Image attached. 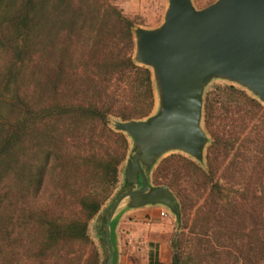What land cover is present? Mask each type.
<instances>
[{"label":"trees","instance_id":"trees-1","mask_svg":"<svg viewBox=\"0 0 264 264\" xmlns=\"http://www.w3.org/2000/svg\"><path fill=\"white\" fill-rule=\"evenodd\" d=\"M132 28V21L108 0H0V50L13 54L0 71V264H14L5 258V241L12 237L25 249L21 264L63 263L68 255V260H82L81 264L97 263L95 254L87 262L79 251L86 247L88 255L93 254L88 222L111 194L118 166L128 155L126 135L108 125V116L140 119L153 105L152 73L131 55ZM79 50L98 54V64L84 63V69L73 63ZM92 71L99 73L97 79ZM112 76L116 89L123 90L122 82L127 81L129 97L119 103L106 85ZM29 82L32 91L27 93L22 88ZM225 94L228 99L243 97L253 109H261L256 99L232 85ZM215 101L211 95L205 99L207 124ZM214 135L209 153L223 146L220 132ZM180 160L189 166L187 175L211 179L191 160ZM172 172L174 178L162 172L156 184L167 186L182 202L176 177L180 171ZM47 182L52 205L26 202ZM211 193L223 200L217 183ZM16 203L18 213L7 211ZM180 221L185 228V219ZM14 241L10 240L11 250ZM154 254L148 264H161ZM171 264L189 262L179 249Z\"/></svg>","mask_w":264,"mask_h":264},{"label":"rangeland","instance_id":"rangeland-1","mask_svg":"<svg viewBox=\"0 0 264 264\" xmlns=\"http://www.w3.org/2000/svg\"><path fill=\"white\" fill-rule=\"evenodd\" d=\"M108 1L132 21L134 45L131 55L137 64L142 65L135 60L134 31L137 27L145 29L158 27L163 22L168 0ZM214 1L191 0L196 9H201ZM12 55L10 51L0 50V71L12 61ZM76 56L73 63H77L80 67L83 66L84 69V63L89 67L91 64H98L96 62L98 54L94 57L88 56L79 50ZM29 64L32 63L29 62ZM149 70L152 73V69L149 68ZM92 73L97 79L99 73L97 71H92ZM116 82L117 80L112 76L109 81H106V85L109 86L110 91L112 90V93H109L110 96H113L112 99L119 103L129 97V89L127 81L122 82L123 90L116 89ZM230 85L243 91L248 97L256 99L260 103L261 109L259 111L253 109L243 97V100L239 99L238 95H234L233 99H228L225 88ZM153 87L152 108L145 117L140 119H146L158 110V92L155 84ZM22 89L29 93L32 91V83L25 84ZM62 89L64 90V87ZM209 95L217 101L209 112L207 124L205 99ZM119 120L121 119L109 115L108 125L115 130L114 123ZM201 126L207 136L202 161H198L182 151L171 150L161 156L148 173L149 182L152 185H158L156 183L161 181L162 172H168V176L174 178L172 169L180 171L176 177L179 178L184 199L181 202L179 198H176L180 207V220L185 219L186 227H182L183 222L180 220H175L174 227L170 232L165 234L161 229L153 234L155 231L151 228L141 227L136 222L131 223L127 217L121 220L120 224H116L112 217L109 228L113 249L112 264H148L149 256L153 253L157 255L161 264H171L173 252L179 249L189 264H264V102L259 101L252 92L241 85L215 77L204 89ZM214 131L217 134L220 132L223 146L212 149V152L209 153L208 148L213 146L215 141ZM126 137L128 155L118 166L117 182L100 210L88 222L87 234L94 252L92 255H88L90 251L86 247L79 251V253H83L82 259H86L87 262L93 260L95 254L96 264L106 263L108 249L104 243V220L119 195L139 186V184H127L125 181L124 170L133 153L132 140L128 135ZM225 142L232 143L227 147ZM173 156L176 157L173 158ZM181 157L197 164L204 173L208 174L206 176H211V179H204L202 174L194 177L187 175L189 166L180 160ZM214 183L221 186L223 202L216 197V193H211ZM173 194L175 195L174 192ZM52 195V187L47 182L43 190L35 196L27 198L26 202L39 207L49 206L53 204ZM211 199L217 203L212 202ZM8 200L15 201L14 198L12 200L8 198ZM120 205L127 209L129 207L128 199H124ZM11 209L18 213L19 204L16 203L11 208H7V211H11ZM162 210L175 218L167 207L163 206ZM33 230L32 228L29 232H33ZM15 234L18 235V233ZM26 234L23 233V235ZM10 240L14 241V237L5 241L8 251L5 258L14 264H21L24 259L22 253L25 249L14 241L16 244L11 250ZM68 257L70 256L68 255L63 263L58 261L57 264H81L82 260L71 258L68 260ZM49 261L53 263L56 260L50 258Z\"/></svg>","mask_w":264,"mask_h":264},{"label":"water","instance_id":"water-1","mask_svg":"<svg viewBox=\"0 0 264 264\" xmlns=\"http://www.w3.org/2000/svg\"><path fill=\"white\" fill-rule=\"evenodd\" d=\"M135 60L152 69L159 107L146 119L115 121L114 129L132 140L124 170L127 184L112 204L104 225L112 264L110 222L119 204H160L180 220V207L165 185H152L147 171L165 153L178 150L202 161L207 136L201 126L204 89L218 77L237 83L264 102V0H215L196 9L191 0H168L163 22L137 27Z\"/></svg>","mask_w":264,"mask_h":264},{"label":"crops","instance_id":"crops-1","mask_svg":"<svg viewBox=\"0 0 264 264\" xmlns=\"http://www.w3.org/2000/svg\"><path fill=\"white\" fill-rule=\"evenodd\" d=\"M120 204L113 215L116 224H120L121 220L127 217L131 223L136 222L138 225H141V227L151 228L155 231L153 234H156L157 231L161 229L162 232L166 234L174 227L176 218H174L173 215L165 213V211L162 210L163 205L147 204L141 207H128L124 209ZM161 212H164V215H161Z\"/></svg>","mask_w":264,"mask_h":264},{"label":"built area","instance_id":"built-area-1","mask_svg":"<svg viewBox=\"0 0 264 264\" xmlns=\"http://www.w3.org/2000/svg\"><path fill=\"white\" fill-rule=\"evenodd\" d=\"M161 214H164V212H161Z\"/></svg>","mask_w":264,"mask_h":264}]
</instances>
